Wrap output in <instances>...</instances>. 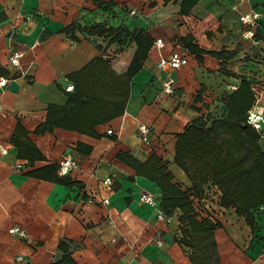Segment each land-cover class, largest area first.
Returning a JSON list of instances; mask_svg holds the SVG:
<instances>
[{"label": "crops", "instance_id": "crops-1", "mask_svg": "<svg viewBox=\"0 0 264 264\" xmlns=\"http://www.w3.org/2000/svg\"><path fill=\"white\" fill-rule=\"evenodd\" d=\"M108 1L0 0V67L6 72L0 79H7L0 83V264L55 263L63 257L62 241L77 264H264V205L254 211L253 228L219 198L204 202L209 210L196 211L200 219L219 222L213 232L216 245L207 257L193 254L182 211L162 209L159 185L123 158L146 161L156 153L175 181L190 186L175 162L177 135L184 127L215 109L225 113L226 96L244 77L256 93L254 105L264 112V0H198L187 14L181 13L182 0ZM246 15L250 21L241 19ZM72 24L77 39L64 31ZM94 26L116 27L120 39L126 29L153 39L130 79L124 112L97 123L95 134L62 126L36 132L49 105L68 104L75 91L70 73L98 56L109 60L116 75L128 71L138 48L135 38L120 43L108 32L84 30ZM187 34L206 52L199 57L190 52L182 41ZM13 49L24 50L19 67L10 63ZM176 50L186 53L189 63L160 67V59ZM212 51L231 56L224 59ZM169 75L175 78L174 93L163 90ZM96 81L87 86L90 92L119 96L114 94L118 86ZM140 124L150 126L149 141L140 137ZM31 143L42 157L25 156L22 150ZM68 155L77 165L57 175L72 183L37 174ZM109 176L112 184L105 182ZM143 191L154 193L156 203L143 202ZM161 211L165 218L158 217ZM13 226L21 231L11 232Z\"/></svg>", "mask_w": 264, "mask_h": 264}, {"label": "trees", "instance_id": "trees-1", "mask_svg": "<svg viewBox=\"0 0 264 264\" xmlns=\"http://www.w3.org/2000/svg\"><path fill=\"white\" fill-rule=\"evenodd\" d=\"M171 0H164L165 3ZM198 0H182L181 13L187 14ZM112 0L107 4H113ZM76 25L72 24L64 29L71 38L77 39L74 32ZM90 33L112 34V40L119 39L125 43V38L132 36L138 44L135 56L128 71L123 76L116 75L108 59L98 56L79 71L69 74L75 81V91L70 93L68 104L58 106L51 104L45 122L37 127L36 132L52 130L55 126L78 129L89 134H95L94 126L110 120L124 112V106L130 91V79L142 67L143 60L153 44V39L144 31L123 30L124 39H120L122 32L116 27L103 28L101 26L87 27ZM184 45L198 57L206 52L200 47L191 34L182 37ZM211 54L229 58L225 52H210ZM223 66V65H222ZM0 74L6 72L0 67ZM108 80L114 88L118 86L119 96L90 92L87 86L96 80ZM122 95V97H121ZM256 101L251 80L242 78L239 86L225 98V113L219 118L199 117L187 124L177 135L175 162L185 171L190 186H182L175 181L173 172L167 162L156 153L146 161H139L133 157H123L131 162L138 174H142L161 189V207L171 213L180 209L181 222L185 223L183 231L187 235L186 242L193 247V254L203 257L210 255V247L216 243L213 232L216 225L207 218L200 219L197 209L209 210L201 200L219 198L225 207L233 206L239 215L256 227L255 209L264 205V147L260 143L261 134L248 123V112ZM210 121V122H209ZM72 122V123H70ZM27 133V132H26ZM31 159L42 157V153L31 143L30 147L22 150ZM58 165H51L38 175L72 183L65 177L57 175ZM198 198L195 204L192 200ZM217 200V199H215ZM60 248L63 257L52 264H77L72 256L70 247L62 241ZM208 264V263H206Z\"/></svg>", "mask_w": 264, "mask_h": 264}, {"label": "built area", "instance_id": "built-area-1", "mask_svg": "<svg viewBox=\"0 0 264 264\" xmlns=\"http://www.w3.org/2000/svg\"><path fill=\"white\" fill-rule=\"evenodd\" d=\"M134 12V11H133ZM255 16H257V14H255ZM241 19H243L244 21H250V16L246 15V16H241ZM157 44L159 46H162V39H158L157 40ZM24 55V50L22 49H13L10 52V63L12 65H15L17 67L20 66L21 64V58ZM189 63V57L186 53L181 52V51H173L170 55L168 56H164L160 59L159 61V66L162 68H178L181 66H185ZM7 81L6 78H1L0 79V83L1 84H5ZM174 84H175V78L172 75L167 76L164 80H163V90L167 93H174ZM68 89H73V85H69ZM248 123L251 124L258 132H260L261 137L264 138V112H263V108L257 104H255L248 112ZM139 135L140 137L144 140V141H149L150 139V132H151V128L150 126H148L147 124H140L139 128ZM108 133H113V129L109 128L108 129ZM2 148V151L4 152V148ZM77 165L76 160L68 155L65 156L62 160H60L59 162V173L61 175H65L68 174L69 171L75 167ZM105 182L107 184H112L113 183V178L112 177H107L105 179ZM140 198L143 202L148 203V204H155L157 201V198L155 196L154 193L148 192V191H143L140 194ZM91 201V200H90ZM203 203L207 201L206 197H203L201 200ZM200 201V202H201ZM104 203H110V199L109 198H104L103 199ZM200 202H198L200 204ZM207 206V205H206ZM208 207V206H207ZM158 217L159 218H165L166 215L164 214V212H159L158 213ZM11 232H16V231H21V229L18 226H13L12 228H10ZM157 243L158 244H162L163 241L161 238L157 239ZM264 254V248H263V252ZM125 264H130L129 262L125 263Z\"/></svg>", "mask_w": 264, "mask_h": 264}, {"label": "rangeland", "instance_id": "rangeland-1", "mask_svg": "<svg viewBox=\"0 0 264 264\" xmlns=\"http://www.w3.org/2000/svg\"><path fill=\"white\" fill-rule=\"evenodd\" d=\"M222 108L221 109H215L214 111L208 113V117L210 118H213V117H221L223 114H222ZM260 141H261V144L262 146L264 147V138H260Z\"/></svg>", "mask_w": 264, "mask_h": 264}]
</instances>
